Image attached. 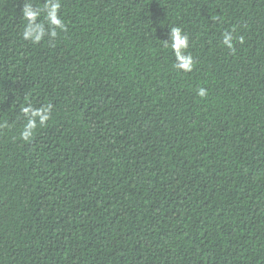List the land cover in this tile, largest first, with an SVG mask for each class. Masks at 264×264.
I'll use <instances>...</instances> for the list:
<instances>
[{
    "label": "trees",
    "instance_id": "1",
    "mask_svg": "<svg viewBox=\"0 0 264 264\" xmlns=\"http://www.w3.org/2000/svg\"><path fill=\"white\" fill-rule=\"evenodd\" d=\"M24 3L0 0V264H264V0H61L37 44ZM28 103L52 110L25 142Z\"/></svg>",
    "mask_w": 264,
    "mask_h": 264
},
{
    "label": "clouds",
    "instance_id": "2",
    "mask_svg": "<svg viewBox=\"0 0 264 264\" xmlns=\"http://www.w3.org/2000/svg\"><path fill=\"white\" fill-rule=\"evenodd\" d=\"M61 9V0H45L43 7H33L31 3H24L22 15L26 24L22 32V39L30 41L33 44L39 43L45 35L55 38L57 29L66 30L64 20L59 15ZM43 14L44 19L37 22ZM46 22V23H45ZM168 40L164 41L165 47H170L175 61L173 67L183 72H191L195 66L194 59L187 50L190 47L189 35L179 26L169 28ZM234 37L231 32L223 33V44L234 51ZM243 42V38H240ZM197 95L204 98L208 95L205 88L201 87L197 90ZM52 105L49 103L41 107H35L28 103L26 107L21 108V112L26 120L20 138L25 142H29L35 135L37 126L43 127L50 119Z\"/></svg>",
    "mask_w": 264,
    "mask_h": 264
}]
</instances>
